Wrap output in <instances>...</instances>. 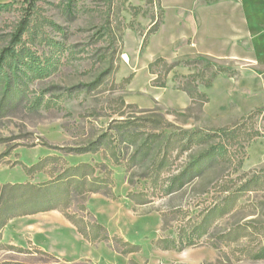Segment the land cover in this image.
<instances>
[{
    "label": "rangeland",
    "instance_id": "374dc122",
    "mask_svg": "<svg viewBox=\"0 0 264 264\" xmlns=\"http://www.w3.org/2000/svg\"><path fill=\"white\" fill-rule=\"evenodd\" d=\"M160 6L0 0V184H42L88 163L98 177L110 170L113 192L67 209L109 241L89 243L59 210L17 216L0 237L23 251L0 247V264H264V166L248 158L264 140V108L202 123L204 90L223 70L209 60L166 51L133 78L154 53ZM172 86L193 105L165 107L179 100ZM81 148L94 150L72 151ZM47 156L59 160L25 173ZM124 242L139 249L122 253Z\"/></svg>",
    "mask_w": 264,
    "mask_h": 264
},
{
    "label": "crops",
    "instance_id": "0c3cea01",
    "mask_svg": "<svg viewBox=\"0 0 264 264\" xmlns=\"http://www.w3.org/2000/svg\"><path fill=\"white\" fill-rule=\"evenodd\" d=\"M160 4L158 26L146 44L154 53L144 66L131 67L133 78L166 51L169 58L209 60L223 70L204 90L202 123L233 124L264 108V0H160ZM167 88L176 91L179 100L166 102L165 107L183 111L193 105L187 91ZM248 158L253 166H264V140Z\"/></svg>",
    "mask_w": 264,
    "mask_h": 264
},
{
    "label": "trees",
    "instance_id": "16d2710c",
    "mask_svg": "<svg viewBox=\"0 0 264 264\" xmlns=\"http://www.w3.org/2000/svg\"><path fill=\"white\" fill-rule=\"evenodd\" d=\"M190 95L192 98L194 97L191 93ZM93 150V148L92 150L91 148H81L72 151L83 153ZM112 158L115 159L113 153ZM58 160V156H47L32 166H24V171L31 176L43 171L48 165ZM95 171L94 166L81 163L64 168L57 176L51 174L50 177L54 180L50 182L42 184H32L30 182L0 184V236L4 226L14 217L59 210L89 243L96 244L101 241H109L110 236L104 226L96 221H87L85 216L71 215L67 212L74 198L85 193H102L108 197L113 195L110 170L107 173L108 176L105 177L95 176ZM124 243L126 246H130V250H125L122 253L134 252L139 249L138 245L129 242ZM0 247L23 251L16 246L3 244L1 237Z\"/></svg>",
    "mask_w": 264,
    "mask_h": 264
},
{
    "label": "bare ground",
    "instance_id": "6f19581e",
    "mask_svg": "<svg viewBox=\"0 0 264 264\" xmlns=\"http://www.w3.org/2000/svg\"><path fill=\"white\" fill-rule=\"evenodd\" d=\"M123 58H124V60H128V57H127V55H125V54H123Z\"/></svg>",
    "mask_w": 264,
    "mask_h": 264
}]
</instances>
